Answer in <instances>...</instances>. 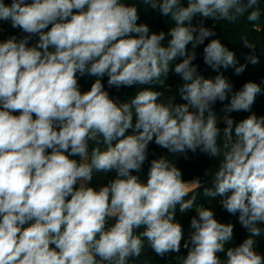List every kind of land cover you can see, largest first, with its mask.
Listing matches in <instances>:
<instances>
[{
	"label": "clouds",
	"instance_id": "clouds-1",
	"mask_svg": "<svg viewBox=\"0 0 264 264\" xmlns=\"http://www.w3.org/2000/svg\"><path fill=\"white\" fill-rule=\"evenodd\" d=\"M141 3L167 32L138 23ZM0 20L24 33L0 41V264H137L149 247L166 264H264V116L252 110L264 90L249 81L233 91L220 70L247 65L214 38L220 22L257 31L264 0H0ZM241 44L258 63L257 42ZM200 46L214 79L194 63ZM170 74L183 103L161 99ZM84 76L94 78L86 91ZM105 77L134 94L119 102ZM152 143L167 154L142 179ZM197 151L214 160L207 206L202 181L175 163ZM95 173L114 175L97 190ZM217 197L245 229L239 244L209 206ZM177 208L196 213L187 239Z\"/></svg>",
	"mask_w": 264,
	"mask_h": 264
},
{
	"label": "trees",
	"instance_id": "trees-1",
	"mask_svg": "<svg viewBox=\"0 0 264 264\" xmlns=\"http://www.w3.org/2000/svg\"><path fill=\"white\" fill-rule=\"evenodd\" d=\"M31 2V0H28ZM187 0H185L186 4ZM5 3L10 4L11 0H5ZM147 8V10H145ZM138 11L140 19L138 23H146L149 25L150 29L155 32H159L161 30L167 32L170 24L166 21L165 17L159 16L157 12L151 9L150 6H146L144 4L138 5ZM199 20L193 21L194 24L198 23ZM205 26L212 27L213 21L207 20L204 22ZM257 31H253L249 26L248 22L241 21L234 25H228L225 22H220L215 25V33L216 36L214 38H218L221 42L228 47L230 50H233L236 53L237 60L239 64H246L245 71L240 74H234V70L229 68L227 70L221 69L220 71L223 73L224 77L229 81L233 86V91H238L242 88L243 84L246 82H255L259 84L264 90V22L258 23L256 25ZM247 34L248 37L257 42L256 48V56L258 57V63L251 64L246 61L245 56L248 54L249 50L242 47L241 44V36ZM24 33L21 32L18 28H12L11 23L9 21L0 20V41L7 40L10 37L15 36L17 39L21 38ZM35 41L33 40V43ZM207 43V41L205 42ZM189 49L191 50V45H189ZM197 60L194 62L198 65V70H201L199 74L204 76L205 78H215L218 74L214 72L210 67L203 63L202 52L203 46L197 48ZM179 59L176 62H179ZM93 79L88 76L79 77V84L82 91H86L90 89L91 84L93 83ZM104 84L106 90L109 91L110 95L117 99L119 102H125L131 98L134 94V89L131 88H108L107 86V78H104ZM169 88L166 90H162L163 95L161 99L168 100L172 99L174 103H183L184 101L180 97V93L178 91L179 87L182 85V81L180 78L174 74H170L169 79L167 81ZM228 101H225L223 104L217 102L215 105L214 111L216 112L218 118L221 117L223 112L224 104H227ZM257 116H264V94H260L256 97L255 103L252 109ZM235 119L239 120L248 115V113H232ZM222 126V125H221ZM167 152L165 149L160 148L154 143L149 145V160L143 166V169L138 175L141 178H146L147 169L149 167V163L151 159L159 158L161 155H166ZM176 166L182 170L183 177L185 180H193L194 178H199L202 181V187L196 191L197 196V204H205L207 206V199L204 195V188H211L212 182L210 177L205 176V171L214 164V160L211 159L206 154H203L197 151L195 154L188 153V158L185 159L184 156L178 155L175 158ZM137 174V173H134ZM114 174H108L105 177L102 173H95L93 180L90 183V186L96 188L97 190L102 186L108 183L110 179L113 178ZM192 193L189 194L190 198ZM221 198L217 197L216 201L209 202V206H213L214 211L216 213V218L222 223H232L234 225V243L239 244L245 238V229L238 222V215L233 216L224 211L219 205L218 201ZM195 210H189L185 213H180L179 208L176 211V220L181 223L184 229L185 239H187L189 233V225L190 219L194 216ZM115 221L110 220L109 226L113 224ZM257 250L261 253H264V239L258 241ZM181 254H186L185 249H181ZM175 254H173L174 256ZM170 258H164L157 256L154 251L149 247L146 249L144 255L137 261V264H149L151 261L152 264H166V260Z\"/></svg>",
	"mask_w": 264,
	"mask_h": 264
},
{
	"label": "built area",
	"instance_id": "built-area-1",
	"mask_svg": "<svg viewBox=\"0 0 264 264\" xmlns=\"http://www.w3.org/2000/svg\"><path fill=\"white\" fill-rule=\"evenodd\" d=\"M224 115V113L221 115V117Z\"/></svg>",
	"mask_w": 264,
	"mask_h": 264
},
{
	"label": "water",
	"instance_id": "water-1",
	"mask_svg": "<svg viewBox=\"0 0 264 264\" xmlns=\"http://www.w3.org/2000/svg\"><path fill=\"white\" fill-rule=\"evenodd\" d=\"M201 70H198V72H200Z\"/></svg>",
	"mask_w": 264,
	"mask_h": 264
}]
</instances>
